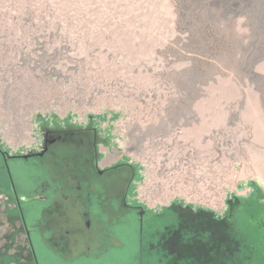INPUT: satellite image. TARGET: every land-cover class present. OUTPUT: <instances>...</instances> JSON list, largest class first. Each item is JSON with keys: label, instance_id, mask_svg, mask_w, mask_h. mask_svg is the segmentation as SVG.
Returning <instances> with one entry per match:
<instances>
[{"label": "rangeland", "instance_id": "rangeland-1", "mask_svg": "<svg viewBox=\"0 0 264 264\" xmlns=\"http://www.w3.org/2000/svg\"><path fill=\"white\" fill-rule=\"evenodd\" d=\"M0 171V264H264V0H0Z\"/></svg>", "mask_w": 264, "mask_h": 264}, {"label": "crops", "instance_id": "crops-1", "mask_svg": "<svg viewBox=\"0 0 264 264\" xmlns=\"http://www.w3.org/2000/svg\"><path fill=\"white\" fill-rule=\"evenodd\" d=\"M4 158L5 157L3 156V159ZM10 189L11 188L8 185V183L5 182L4 172L0 171V193L2 192L8 193ZM8 195H11V194L9 193ZM174 215L176 217V223L172 226H167L162 231L158 232V235L156 237L157 239H154V241H151L150 243V248H152L151 251H154L158 255L157 256L158 263L160 262L165 263L166 261H164V259H167V264L202 263V260L204 259L202 258L201 261L198 260L201 257L198 258L196 247L192 246L193 245L192 241L195 240L194 238L192 239V237L196 235V229L192 231L190 229L183 228L182 219L177 214L174 213ZM87 223H88L86 224L88 226L87 230L91 229L93 226L92 222L88 221ZM69 232H71V234H77L81 236L83 240H86V237H87V240L89 239L91 240L93 236L91 233L89 232L85 233L83 230L78 229V228L76 230H70ZM30 245L32 249L31 254L34 258V263H35L36 254L34 253L31 241H30ZM93 247H97V246H94L92 242L86 244L84 246V250H82L84 251L82 255H85L90 258L91 257L101 258L100 256L103 254H101V252L94 253L92 251ZM75 253L81 254L80 252L78 253L75 252ZM78 256H81V255H78ZM99 261L100 260L91 261V262H94V264H98Z\"/></svg>", "mask_w": 264, "mask_h": 264}]
</instances>
